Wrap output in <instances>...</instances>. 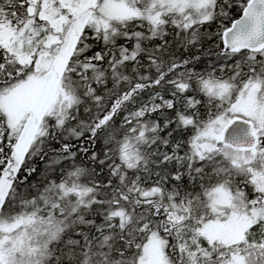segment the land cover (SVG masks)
Here are the masks:
<instances>
[{
    "label": "snow or ice",
    "instance_id": "obj_1",
    "mask_svg": "<svg viewBox=\"0 0 264 264\" xmlns=\"http://www.w3.org/2000/svg\"><path fill=\"white\" fill-rule=\"evenodd\" d=\"M0 264H264V0H0Z\"/></svg>",
    "mask_w": 264,
    "mask_h": 264
}]
</instances>
